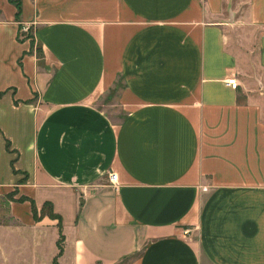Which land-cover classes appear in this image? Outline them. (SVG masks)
Returning a JSON list of instances; mask_svg holds the SVG:
<instances>
[{
    "label": "crops",
    "instance_id": "obj_1",
    "mask_svg": "<svg viewBox=\"0 0 264 264\" xmlns=\"http://www.w3.org/2000/svg\"><path fill=\"white\" fill-rule=\"evenodd\" d=\"M19 1L0 0V195L39 218L12 202L0 264H56L47 202L58 264H264V0L251 48L225 0Z\"/></svg>",
    "mask_w": 264,
    "mask_h": 264
},
{
    "label": "rangeland",
    "instance_id": "obj_2",
    "mask_svg": "<svg viewBox=\"0 0 264 264\" xmlns=\"http://www.w3.org/2000/svg\"><path fill=\"white\" fill-rule=\"evenodd\" d=\"M225 9L228 13L230 23L235 25L233 29L235 31L236 41L243 42L245 46L251 48L252 30L249 28V26H246L248 25L247 23H248V14H249V0H225ZM34 34L35 31L33 27H28L26 30L22 28L20 31L19 38L21 40L23 39L32 40L33 41L32 47L37 51V49L39 50V48L35 43L36 41ZM256 51H257V45L254 42V54L256 53ZM249 63L250 65H252V61H250ZM122 86H123L122 82L118 81L116 89H112L111 92L106 96L102 97L98 103L101 106L107 107L109 109V104H112L115 101L117 102L118 101L117 99L120 98V93H121L120 91ZM111 113L114 115L116 119H120L123 115L122 112L111 111ZM263 118H264V114H263ZM24 201L31 202V199L28 196L20 195L18 189L10 190L8 193L6 192L0 195V223H3L5 225L9 224L10 208L12 202L22 203ZM31 207H32V203H31ZM46 210H47L46 212L49 213V208H47ZM44 215L48 216L47 214Z\"/></svg>",
    "mask_w": 264,
    "mask_h": 264
},
{
    "label": "trees",
    "instance_id": "obj_3",
    "mask_svg": "<svg viewBox=\"0 0 264 264\" xmlns=\"http://www.w3.org/2000/svg\"><path fill=\"white\" fill-rule=\"evenodd\" d=\"M12 1H15L16 2V5H17V8H18V11H17V18H19L20 16V11H21V3L19 0H12ZM23 26L21 25L20 26V29H22ZM40 49L38 50L37 49V53L39 55V58H41V54H40ZM7 148L10 149V144L8 143L7 145ZM31 203H32V210H33V214L35 216L36 219L39 218V213H38V209L34 203V201L31 199ZM47 208H49V213L46 212ZM41 214L44 215V214H47L49 215L50 217L52 218H57L59 220V223H58V227H59V231H60V238L58 240V248H59V253L57 255V257L55 258V263L58 264L57 262V258L58 256H60L63 252V242H64V235H63V231H62V218L61 216H59L58 214L54 213L53 211V207L51 206V203L50 202H47L45 203V205L43 206L42 210H41Z\"/></svg>",
    "mask_w": 264,
    "mask_h": 264
},
{
    "label": "built area",
    "instance_id": "obj_4",
    "mask_svg": "<svg viewBox=\"0 0 264 264\" xmlns=\"http://www.w3.org/2000/svg\"><path fill=\"white\" fill-rule=\"evenodd\" d=\"M28 27H23L24 30H26ZM226 83L231 86L232 88L236 89L239 87L240 83L238 81V79L236 77H231V78H228ZM109 178H110V181L113 183V184H116L117 183V180H118V175L115 171H112L110 172L109 174ZM204 190H207V187H204Z\"/></svg>",
    "mask_w": 264,
    "mask_h": 264
}]
</instances>
